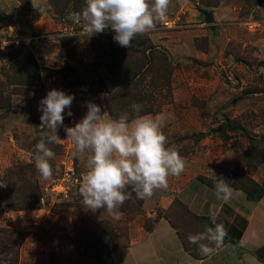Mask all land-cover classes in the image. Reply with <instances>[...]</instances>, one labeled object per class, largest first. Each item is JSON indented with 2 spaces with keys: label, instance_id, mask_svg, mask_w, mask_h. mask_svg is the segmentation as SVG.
Wrapping results in <instances>:
<instances>
[{
  "label": "rangeland",
  "instance_id": "374dc122",
  "mask_svg": "<svg viewBox=\"0 0 264 264\" xmlns=\"http://www.w3.org/2000/svg\"><path fill=\"white\" fill-rule=\"evenodd\" d=\"M37 3L42 12L33 7ZM74 8L67 0L57 4L0 0V94L8 101L0 107V264H94L95 241H104L110 248L113 244L127 247L146 232L145 218L158 214L167 215L182 241L204 256L187 237L203 232L208 224L186 212H202L200 206L207 200L202 215L215 213L219 201L212 199V192L204 193L202 185L214 190L221 176L230 187L250 190L254 182L264 189V164L260 163L264 154V0H171L165 21L141 35L166 54L169 67L160 68L157 77L147 74L134 87L118 89L114 95L107 93L116 86L112 73L96 48L102 47L108 56L112 44L116 50L121 46L113 40L111 28L88 36L83 21L69 19ZM200 10L211 11L214 23H206ZM177 19L179 27H169ZM13 38H23V43L16 47ZM16 52L33 56L42 68L39 81L18 61ZM51 89L75 96L73 116L68 117L65 110L67 126H74L87 113L82 106L86 101L100 105L109 117L107 104L117 117L122 112L131 115L133 103L141 104L142 112H150L147 115L171 114L163 131L184 157L185 171L169 177L168 188L155 191L141 206L130 199L118 218L104 214L103 208L85 211L79 184L87 153L72 156L74 146L63 127L58 132L63 140L49 145L55 153L53 176L43 180L35 169L34 145L49 131L40 126L38 106ZM197 179L204 183L190 185L181 200L184 203L174 197ZM27 181L39 186V202L31 210L14 211L24 200ZM223 217L224 213L216 217V223L238 238L236 227L230 228ZM240 218L242 229L248 218L246 209ZM104 220L113 227L114 239L103 236L99 223ZM253 227L243 243L244 262L238 258L241 250L233 248L219 258L230 264L229 252L236 264H256L249 259L255 255L254 247L264 246V229ZM168 232L162 222L155 237L171 245L164 251L169 253L167 264H186L178 240L170 239ZM124 256L115 254L117 264H129Z\"/></svg>",
  "mask_w": 264,
  "mask_h": 264
},
{
  "label": "clouds",
  "instance_id": "9594fccd",
  "mask_svg": "<svg viewBox=\"0 0 264 264\" xmlns=\"http://www.w3.org/2000/svg\"><path fill=\"white\" fill-rule=\"evenodd\" d=\"M170 4L171 0H85L82 12L70 14L69 19L76 23L83 21L85 33L90 37L111 28L115 33L113 40L129 48L137 35L146 34L165 21ZM33 7L43 11L38 3ZM74 99V95L58 89L49 90L41 99L38 106L42 113L40 126L49 131L41 134L34 145L33 159L40 178L49 180L53 176L51 161L55 157L49 145L63 140L58 135L63 127L74 146L72 156L80 158L87 153L86 171L79 184L85 211L95 213L103 208L104 214L118 218L120 207L132 192L138 199H150L155 191L168 188L169 177L185 171L184 157L174 144L168 143L163 131L171 114H141L143 106L133 103L131 115L122 112L111 118L102 113L100 105L86 101L82 106L87 108V113L74 122V126H67L64 124L65 110L68 117L73 116ZM217 177L214 182L217 199L230 200L233 189L223 177ZM128 188L131 192L126 191ZM210 219L213 226H206L203 232L187 237L202 255H210L223 244L227 235L224 226L216 223L214 214Z\"/></svg>",
  "mask_w": 264,
  "mask_h": 264
},
{
  "label": "trees",
  "instance_id": "16d2710c",
  "mask_svg": "<svg viewBox=\"0 0 264 264\" xmlns=\"http://www.w3.org/2000/svg\"><path fill=\"white\" fill-rule=\"evenodd\" d=\"M52 3L56 4L60 0H49ZM70 3L75 6L74 13L80 12L81 7L84 6L85 0H67V4ZM96 42V44H95ZM94 44L100 46V41H95ZM96 52L98 56L102 58V60L106 63L107 67L109 68V71L112 73V81L113 84L116 85L114 89L110 90L108 88L107 93H110L114 95L118 89H129L131 87H134V85L142 81L147 74H154L155 77L159 76L161 72H158L160 68L162 67H169V62L166 57V54H163L162 52L158 51L150 42L149 39L141 37V35H137L133 41L131 42V46L129 48L120 47V49L116 50V47L114 44L110 46V50L108 52V56H105L102 53V47L99 49L96 48ZM16 54H20V58L18 61L26 68H28L33 78L37 81L40 79V72L42 71V68L37 64L36 60L33 58L31 54H22L21 52H16ZM160 54V55H159ZM50 71V70H49ZM167 70V74H168ZM8 101L4 98V95L0 94V107H4V105H7ZM108 110L110 112L111 118H116L117 116L113 113L111 107L109 104H107ZM141 114H150L149 111L142 112ZM208 134H199L197 138H202L207 136ZM262 164H264V154L261 155ZM33 171L32 167L30 169ZM237 180V178H236ZM202 181V180H201ZM204 183V182H203ZM205 184V183H204ZM26 188L27 191L24 192V200L23 202L19 203L18 206L13 208L14 211H23V210H31L35 208V206L38 204L39 199L41 197V191L39 189V186L35 183H31L30 181L26 182ZM208 186V185H207ZM210 187V186H208ZM234 189L242 190L246 194V199L249 202H259L262 197L264 196V189L261 186H258L256 183H252V189H243V188H236L234 184L231 185ZM212 188V187H211ZM126 191L131 192V188L126 189ZM130 199H135L137 201L138 206H141L145 199H138L134 192H132L131 197L125 201V203L120 207V212H125V206L127 205L128 201ZM176 203V201H174ZM181 204L180 202H178ZM183 207V205H180ZM187 210V208H185ZM188 214L192 215L196 220L206 221L208 226H213L212 221L210 217H198L193 215L189 210L186 211ZM167 215H161L158 214L156 218L149 219L145 218L143 226L146 232L151 233L156 224L162 220H168ZM173 228V224L171 221L169 222ZM99 227L101 230H103V236H110L112 239H114L115 232L113 230V227H111L110 222L108 220H104L103 222L99 223ZM176 229V228H175ZM13 233V232H12ZM179 235V234H178ZM180 236V235H179ZM181 238V237H180ZM226 241V237H224V242ZM104 242V241H103ZM102 241H95L93 245H97L98 247L94 250V254H92V257L94 259V264H114L112 253L115 249H121L125 247H119L116 246V244H113V247L110 248L105 242L103 244ZM184 247L186 250L190 251L191 249L189 246H187L183 241ZM112 249V250H111ZM197 249H194V253L192 256L194 258H201L203 256L198 255L196 252ZM262 251H258V254L262 256Z\"/></svg>",
  "mask_w": 264,
  "mask_h": 264
},
{
  "label": "crops",
  "instance_id": "0c3cea01",
  "mask_svg": "<svg viewBox=\"0 0 264 264\" xmlns=\"http://www.w3.org/2000/svg\"><path fill=\"white\" fill-rule=\"evenodd\" d=\"M194 183H200L201 185L203 184L201 181H198V179L191 180L184 187L180 188L174 194V197H176L178 200L181 201L183 197L187 195V190L189 189L190 185H193ZM202 186L205 187L204 193L207 194L208 191H210L215 195L213 196L212 199L214 198L217 199L215 190L208 188L204 184ZM218 201L219 203H218V206L216 208L214 215L216 217H220L221 214L224 213L223 218L226 221V224L228 226H231L230 228H232L233 226L236 227V233L234 236H236L237 233H239L240 235L238 238L236 237L234 238L232 235L228 234L229 232L227 231L228 233L226 232L227 235L225 236L226 241L225 242L223 241V244L220 247L215 248V250L210 255H204L201 258H194L192 256V254L194 253V249H191L190 251L186 250L184 247V244L182 243V239L178 235L177 230L173 228L167 220L162 219L156 224L154 230L151 233H148V232L141 233V236L138 239L132 241L129 246L122 248V249L115 250L112 253L114 264H117L115 260V254L117 252L125 253L124 257L126 258L129 264H167L165 257L166 255H169V253L164 252V251L166 249L165 247L171 246V245H166L165 242L162 243V242H158V240H155V237H157V231L162 222L168 225V231H169L168 236L170 237V239L174 238L178 240L180 247H181L180 249H182L183 253L185 254L184 257H185L186 264H228V263H225L224 260H221L219 257H223L222 254L226 253L231 248L235 249L236 251L241 250L242 254L238 258H240V262H244L245 253L244 251H242L244 250L243 243L245 242L246 237L249 233L248 231L250 230L249 229L250 226L251 227L254 226L255 228H259L263 226V229H264V205H263L264 196L259 202L253 203V202L247 201L246 194L243 191L233 189L232 198L230 200L224 201L222 199H218ZM206 204H208V201L204 200L203 204L200 206L201 211L202 209L204 211V209L206 208ZM234 204L236 206H234ZM248 205H253V206H251L250 208ZM244 209H246V211L248 212V218L247 220H245L244 228L241 229L240 227H238L237 220L239 219L241 222L242 221L244 222V220L240 218V213L243 212ZM202 212L196 213V214L192 212L191 213L201 218L209 217L206 215H202L203 214ZM254 227L252 228V230L254 229ZM262 232L263 231L259 232V235L262 234ZM169 248L170 247H168V249ZM260 250H263L262 256L258 254V251ZM253 251L255 252V255H253V257H251L249 261L251 263L264 264V246L254 247ZM177 254H180V253H177ZM226 255L228 256L230 260V264L238 263V261H235L232 255L229 254V252ZM176 264H179V263H176Z\"/></svg>",
  "mask_w": 264,
  "mask_h": 264
},
{
  "label": "built area",
  "instance_id": "2783aa9c",
  "mask_svg": "<svg viewBox=\"0 0 264 264\" xmlns=\"http://www.w3.org/2000/svg\"><path fill=\"white\" fill-rule=\"evenodd\" d=\"M169 27L177 28L179 27V20H173V23L169 22ZM16 47H18L21 43H23V38H13L11 41ZM28 44V43H27ZM69 173L67 172L65 176H68Z\"/></svg>",
  "mask_w": 264,
  "mask_h": 264
},
{
  "label": "water",
  "instance_id": "95a60500",
  "mask_svg": "<svg viewBox=\"0 0 264 264\" xmlns=\"http://www.w3.org/2000/svg\"><path fill=\"white\" fill-rule=\"evenodd\" d=\"M201 14L205 16L206 23L213 24L214 23V15L211 11L200 10Z\"/></svg>",
  "mask_w": 264,
  "mask_h": 264
}]
</instances>
